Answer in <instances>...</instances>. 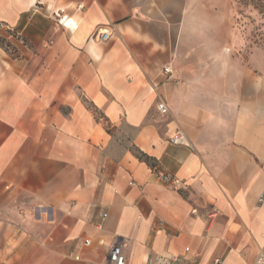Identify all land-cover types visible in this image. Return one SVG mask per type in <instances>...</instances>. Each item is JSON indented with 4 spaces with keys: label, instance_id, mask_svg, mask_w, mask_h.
Masks as SVG:
<instances>
[{
    "label": "crops",
    "instance_id": "crops-1",
    "mask_svg": "<svg viewBox=\"0 0 264 264\" xmlns=\"http://www.w3.org/2000/svg\"><path fill=\"white\" fill-rule=\"evenodd\" d=\"M226 2L0 0V264H255L264 65Z\"/></svg>",
    "mask_w": 264,
    "mask_h": 264
},
{
    "label": "rangeland",
    "instance_id": "rangeland-1",
    "mask_svg": "<svg viewBox=\"0 0 264 264\" xmlns=\"http://www.w3.org/2000/svg\"><path fill=\"white\" fill-rule=\"evenodd\" d=\"M226 5L229 18L220 36V50L259 68L264 65V19L248 7L237 6L235 0H227Z\"/></svg>",
    "mask_w": 264,
    "mask_h": 264
},
{
    "label": "built area",
    "instance_id": "built-area-1",
    "mask_svg": "<svg viewBox=\"0 0 264 264\" xmlns=\"http://www.w3.org/2000/svg\"><path fill=\"white\" fill-rule=\"evenodd\" d=\"M59 20H61V18ZM97 35H98L100 40H106L108 38V32L105 30L98 31ZM163 73L166 75V78H169L171 75V71H170L169 67H164ZM157 109L162 113H165L167 111V107H166L165 103H163V102L158 103ZM169 141L173 144H183V145L189 144L185 139L184 133L179 129H176L172 133V135L169 137ZM169 181L172 182L173 184L178 183V180L175 178H170ZM263 199H264V193L260 195L259 201L261 202V201H263ZM105 217H106V214L102 213L101 219L104 220ZM184 250L187 251L188 247H185ZM107 260L110 264H124L125 260H124V256H123L120 244H118V243L114 244L109 249L108 254H107ZM159 263L160 264H189V260L186 259L185 257H178L175 255H169V256H161L159 259ZM255 264H264V248H261L258 251Z\"/></svg>",
    "mask_w": 264,
    "mask_h": 264
},
{
    "label": "trees",
    "instance_id": "trees-1",
    "mask_svg": "<svg viewBox=\"0 0 264 264\" xmlns=\"http://www.w3.org/2000/svg\"><path fill=\"white\" fill-rule=\"evenodd\" d=\"M237 6L248 7L251 11L257 12L264 19V0H235ZM237 13L242 14L241 10H237ZM135 155L148 163L149 157L142 152L135 150Z\"/></svg>",
    "mask_w": 264,
    "mask_h": 264
}]
</instances>
